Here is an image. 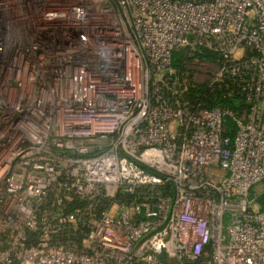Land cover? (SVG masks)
<instances>
[{"label":"built area","instance_id":"1","mask_svg":"<svg viewBox=\"0 0 264 264\" xmlns=\"http://www.w3.org/2000/svg\"><path fill=\"white\" fill-rule=\"evenodd\" d=\"M263 196L264 0H0V264H264Z\"/></svg>","mask_w":264,"mask_h":264},{"label":"trees","instance_id":"2","mask_svg":"<svg viewBox=\"0 0 264 264\" xmlns=\"http://www.w3.org/2000/svg\"><path fill=\"white\" fill-rule=\"evenodd\" d=\"M202 61H207L212 59L210 54L199 55ZM187 60V56L183 51L176 52L173 58V67L179 70L183 69L184 61ZM191 97L196 101V99H201L204 104L210 107L221 106L230 109L234 112L239 111L244 105L243 102L237 98H223L219 91L211 93L208 91L207 87L199 86L191 91ZM216 97V99H215ZM229 135H233L235 132V127L231 120L229 121ZM260 203L264 209V196L260 199Z\"/></svg>","mask_w":264,"mask_h":264},{"label":"rangeland","instance_id":"3","mask_svg":"<svg viewBox=\"0 0 264 264\" xmlns=\"http://www.w3.org/2000/svg\"><path fill=\"white\" fill-rule=\"evenodd\" d=\"M194 72H197L198 70L197 69H193Z\"/></svg>","mask_w":264,"mask_h":264}]
</instances>
